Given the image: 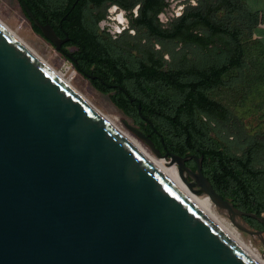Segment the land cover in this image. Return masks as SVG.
Listing matches in <instances>:
<instances>
[{
    "label": "water",
    "instance_id": "water-1",
    "mask_svg": "<svg viewBox=\"0 0 264 264\" xmlns=\"http://www.w3.org/2000/svg\"><path fill=\"white\" fill-rule=\"evenodd\" d=\"M26 12L59 50L67 37ZM123 123L176 164L191 191L260 239L264 255V217L223 197L202 155L162 153ZM0 264L258 263L0 22Z\"/></svg>",
    "mask_w": 264,
    "mask_h": 264
},
{
    "label": "trees",
    "instance_id": "trees-1",
    "mask_svg": "<svg viewBox=\"0 0 264 264\" xmlns=\"http://www.w3.org/2000/svg\"><path fill=\"white\" fill-rule=\"evenodd\" d=\"M226 2L229 17L221 16L214 29L229 35V59L208 68L193 61L165 66L93 30L49 21L58 35L68 37L62 56L108 94L162 153L202 155L201 169L215 189L235 206L264 217V14L247 0ZM31 7L36 17L65 16ZM32 28L40 33L36 25ZM179 33L176 28L169 35ZM253 35L258 41L247 54L245 45ZM185 164L196 168L194 158ZM244 218L255 229L263 227L255 217Z\"/></svg>",
    "mask_w": 264,
    "mask_h": 264
},
{
    "label": "flooded vegetation",
    "instance_id": "flooded-vegetation-1",
    "mask_svg": "<svg viewBox=\"0 0 264 264\" xmlns=\"http://www.w3.org/2000/svg\"><path fill=\"white\" fill-rule=\"evenodd\" d=\"M18 2L31 27L33 22L27 15L26 7L32 13V5L36 7V12L41 14L64 13L65 16L60 19L54 16L36 17L33 14L41 23H50L49 19H52L59 21L57 24L59 27L71 24L93 30L102 38L130 51L133 55L147 60L151 57L159 58L163 65L171 66L174 62L177 64L193 61L199 68H208L212 64L229 59V35L214 29L218 23H221L219 20L221 16V20L229 17L226 0H196L195 6L191 0H38L37 2L18 0ZM113 7L115 11H109ZM177 11H180L181 15L177 16ZM121 13L125 21L123 24L115 19ZM117 28L121 31L117 32ZM176 28H181L182 33L169 35ZM38 34L44 37L41 33ZM188 36H191L192 40ZM61 48L57 50L60 53ZM174 56L177 58L175 59Z\"/></svg>",
    "mask_w": 264,
    "mask_h": 264
},
{
    "label": "rangeland",
    "instance_id": "rangeland-1",
    "mask_svg": "<svg viewBox=\"0 0 264 264\" xmlns=\"http://www.w3.org/2000/svg\"><path fill=\"white\" fill-rule=\"evenodd\" d=\"M247 2L253 8L264 10V0H247ZM0 18L6 24H8L13 30H15L20 35V37H22L30 46H32L40 55H42L51 64H53L56 67H61L63 66L64 63L68 64L70 68L66 71V76H68L71 79L72 83L84 95H86V97H88V99H90L92 103L96 107H98L99 110L103 111L104 113L112 117L120 127H122L129 134H131V136L136 138L141 143V145L144 148H146V150L158 160L159 157L155 155V153L150 149L148 144L145 141L141 140L133 131H131L123 123V120H125L127 123L135 127H138L135 121L131 117L123 113L112 102L108 94L99 91L91 84V82L85 75L77 72L73 67V65L71 64V62L65 59L62 56V54L53 47L51 43H49L44 37H42L40 34H38L33 30L28 19L25 17L21 9L18 0H0ZM257 41H258V37L256 35H253V37L246 42L245 46H246L247 54L250 53V50L257 43ZM174 57L175 59L177 58V56ZM174 65H176V62H174ZM165 66L168 65L165 64ZM224 133H226L225 130L223 131V136L225 135ZM162 159L168 160V157ZM169 165L177 170L176 164H169ZM164 167L187 187V185L180 179L178 173L173 168L168 167L166 165H164ZM198 196H200L201 200L215 215L220 217L222 220L226 221L230 226L234 228L237 234H239L240 237L246 243H249L251 247L255 248L258 252L262 254L263 243L261 242L260 239L257 238L255 240L249 233L235 227L230 222L229 218L226 215L220 213L217 210L215 205L210 201V199L206 195H198Z\"/></svg>",
    "mask_w": 264,
    "mask_h": 264
},
{
    "label": "bare ground",
    "instance_id": "bare-ground-1",
    "mask_svg": "<svg viewBox=\"0 0 264 264\" xmlns=\"http://www.w3.org/2000/svg\"><path fill=\"white\" fill-rule=\"evenodd\" d=\"M0 22L8 28L18 39H20L31 51H33L44 63H46L87 105L93 108V110L101 116L107 123H109L116 131H118L124 138H126L142 155H144L161 173H163L170 181H172L178 188H180L187 196H189L195 203H197L222 229L223 231L233 240V242L240 247L245 253L252 257L258 264H264V256L261 255L255 248L251 247L249 243H246L239 234L230 226L226 221L222 220L220 217L215 215L201 200L200 196L193 193L189 188H187L180 180L173 176L164 165L170 166L166 160L158 158V160L151 155L146 148H144L141 143L131 136L126 130L120 127L117 122L99 110L86 95H84L71 81V79L66 76V71L70 68L68 64L64 63L61 67H56L46 60L42 55H40L32 46H30L20 35L13 30L8 24H6L1 18ZM68 73V72H67ZM174 169V168H173ZM176 172L177 170L174 169Z\"/></svg>",
    "mask_w": 264,
    "mask_h": 264
},
{
    "label": "clouds",
    "instance_id": "clouds-1",
    "mask_svg": "<svg viewBox=\"0 0 264 264\" xmlns=\"http://www.w3.org/2000/svg\"><path fill=\"white\" fill-rule=\"evenodd\" d=\"M193 6L196 5V0H191ZM109 11H115V7H113L112 9H110ZM177 16L181 15V12L180 11H177L176 13ZM116 20L120 21V23H125V21L123 20V13H121L119 16L115 17ZM117 32H120L121 29L120 28H117L116 29Z\"/></svg>",
    "mask_w": 264,
    "mask_h": 264
},
{
    "label": "crops",
    "instance_id": "crops-1",
    "mask_svg": "<svg viewBox=\"0 0 264 264\" xmlns=\"http://www.w3.org/2000/svg\"><path fill=\"white\" fill-rule=\"evenodd\" d=\"M262 11H263V14H264V10L261 9V12H262ZM260 26H261L262 28H264V20H262Z\"/></svg>",
    "mask_w": 264,
    "mask_h": 264
}]
</instances>
